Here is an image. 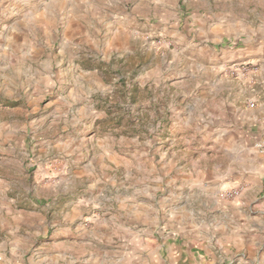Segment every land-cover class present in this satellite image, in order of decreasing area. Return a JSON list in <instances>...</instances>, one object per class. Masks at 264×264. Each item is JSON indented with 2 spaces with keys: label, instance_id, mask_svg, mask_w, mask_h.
<instances>
[{
  "label": "rangeland",
  "instance_id": "rangeland-1",
  "mask_svg": "<svg viewBox=\"0 0 264 264\" xmlns=\"http://www.w3.org/2000/svg\"><path fill=\"white\" fill-rule=\"evenodd\" d=\"M161 1L0 0V264H42V242L61 248L66 201L83 235L66 245L84 256L112 229L123 239L128 208L138 220L158 202L168 220L156 231L180 240L168 213L183 178V208L200 212L256 181L264 0H213L251 21L209 45L193 0Z\"/></svg>",
  "mask_w": 264,
  "mask_h": 264
},
{
  "label": "crops",
  "instance_id": "crops-1",
  "mask_svg": "<svg viewBox=\"0 0 264 264\" xmlns=\"http://www.w3.org/2000/svg\"><path fill=\"white\" fill-rule=\"evenodd\" d=\"M212 2L213 0L192 1L194 11L201 14L193 26L199 27L203 34L202 39L208 45L219 38H236L246 27V23L251 21L250 15L236 12L233 7L216 9ZM256 21H264V17H257ZM259 26L260 24L256 23L258 29ZM79 142L73 138L71 145L74 151L80 149L77 145ZM67 165L60 167L62 173L68 171ZM52 172H55L54 168ZM255 175L256 181H253L251 189L246 190L238 202L220 203L208 212L198 211L194 206L195 203L192 202L183 208L186 202L183 198L189 199L183 193L187 192L186 189L190 192L192 187L191 181L183 178L178 185L187 188L182 190L180 195L178 194L168 213L171 227L175 228L173 232L180 236V240L175 238L174 242L168 241L163 237V232L156 231L164 220H168L163 214L161 202H158L157 213L152 214L146 206L143 207V212L137 213L140 224L138 227L134 223L137 220L136 216L132 215L128 208L122 214L126 219L122 221L124 229L121 238L123 239L116 238V231L112 229L110 236L104 240L98 239L100 243L96 245L95 251L91 250L84 256H73L70 246L66 245L71 242H82L83 239L76 225L81 210L74 206L71 212L69 206L72 203L66 201L65 206L68 208L62 214L65 223L61 229L62 236L59 237L61 242H58L62 246L59 249H51L43 246L45 244L42 242L39 262L42 264H264V200L258 197L259 191L257 195H252L255 190L254 185L258 184L256 182L261 185L264 183V160L261 166L256 167ZM231 183L233 182L225 183L224 186ZM149 187L144 194L149 195ZM113 232L114 234L111 235ZM27 233H31V237L42 239V232L37 228ZM165 235L168 236L169 233ZM59 238L46 242L57 241ZM14 251L17 252V249L14 248ZM28 263L32 264V261L28 259Z\"/></svg>",
  "mask_w": 264,
  "mask_h": 264
},
{
  "label": "built area",
  "instance_id": "built-area-1",
  "mask_svg": "<svg viewBox=\"0 0 264 264\" xmlns=\"http://www.w3.org/2000/svg\"><path fill=\"white\" fill-rule=\"evenodd\" d=\"M257 148L260 152V154L264 157V138L262 140H260L258 143H257ZM1 259V257H0Z\"/></svg>",
  "mask_w": 264,
  "mask_h": 264
}]
</instances>
